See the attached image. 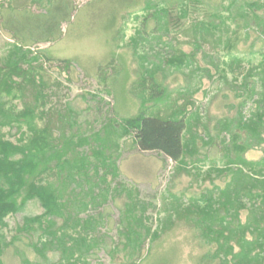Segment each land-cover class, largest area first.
I'll list each match as a JSON object with an SVG mask.
<instances>
[{"label":"trees","instance_id":"trees-1","mask_svg":"<svg viewBox=\"0 0 264 264\" xmlns=\"http://www.w3.org/2000/svg\"><path fill=\"white\" fill-rule=\"evenodd\" d=\"M36 1H46L49 6L43 16L8 21L13 43L0 66V264L4 250L11 244L4 233L8 227L6 218L18 210L19 204L31 200L39 203L42 213L25 217L16 233L37 234L36 241L29 246L42 262L34 264H89L88 258L105 242L101 232H97L102 219L81 213L95 204L103 206L108 192L87 195L88 199H79L77 204L72 201L76 185L79 188L83 178L89 179L85 174L87 166L94 168L96 176L98 167L88 160L87 154L82 156L78 152L87 138L73 143L72 135H66L72 121L58 113L55 107L47 106L52 89L44 79L43 63L51 59L30 51L27 48L29 39L22 35L25 30H40L42 33L36 40L41 43L55 41L54 31L66 22L70 7L65 4L63 8L65 1L62 0ZM235 4V0H229L222 16L219 9L213 10L201 0H177L170 7L166 0L145 4L144 23L152 17L156 20L150 34L169 33V26L180 29V25L190 21L185 34L190 38L187 45L193 50L185 54L178 49V53L162 61L168 66V73H179L187 78L189 87L185 91L192 95L198 91L203 75L211 78V72L207 68L200 69L195 60L196 51L206 45L211 50L219 48L224 57L229 58L228 62L224 58L223 68L215 65V73H220L224 83L237 85L233 86L234 93L240 101L237 119L233 120L235 130L231 122L224 121L223 131L228 139L219 142L223 166L211 167L218 177L226 176L228 180L189 204L175 203L168 216L171 224L165 222L153 230L142 222L137 204L134 201L127 204L119 220L120 243L114 248L120 244L123 250L131 249L129 256L140 257L143 243L158 240L170 230L175 219L184 221L198 233L196 236L202 247L213 248L211 258L215 264H264V157L249 160L244 156L247 151L264 144V0H245L233 14L231 9ZM201 10L205 15L200 19L194 17ZM40 16L43 20H37ZM249 19L260 29L262 46L241 57L236 47L241 41L240 30L249 25ZM229 20L236 22L231 30ZM143 32L146 33L145 28L138 29L127 45L134 58L139 45L136 37L146 39ZM149 66L138 63V79L132 83L129 94L139 100L141 108L136 115L122 119L120 129L124 135L133 134L137 150L159 152L175 163L184 164L185 153L196 151L189 150L195 139L187 142L185 137L186 133H191V123L185 114L176 117L175 111L164 118L145 112V105L161 99L166 92L163 80L157 77L159 69ZM226 68L234 75L231 80ZM199 120L197 115L195 122ZM4 128L6 134L2 132ZM110 128L116 131L114 126ZM204 128L209 135V130ZM96 136L100 139V133ZM92 154L100 165L106 166L107 156ZM112 164L114 162L110 165L115 169ZM76 170L81 171L80 174ZM112 175L115 177L116 173ZM98 181L106 183V178L99 177ZM88 191L93 192V187ZM49 254H57L58 259L51 260ZM22 264L30 263L22 259Z\"/></svg>","mask_w":264,"mask_h":264},{"label":"rangeland","instance_id":"rangeland-1","mask_svg":"<svg viewBox=\"0 0 264 264\" xmlns=\"http://www.w3.org/2000/svg\"><path fill=\"white\" fill-rule=\"evenodd\" d=\"M62 1H65L63 8L65 4L70 7V14L66 22L55 29V41L41 43L36 40L42 33L40 30H25L22 35L29 39L27 48L30 51L42 53L51 59L43 63L44 79L52 89L47 106L55 107L58 113L72 121V127H67L66 135H72L73 143L78 144L79 140L87 138L78 152L82 156L87 154L88 160L98 167L97 177L94 168L87 166L85 174L89 179L83 178L79 188L76 185L74 189L77 191L72 195V201L77 204L79 199H88L87 195L108 192L103 206L95 204L92 205L93 208L81 213L82 216L91 214L102 219V226L97 232H101L100 236L105 241L87 261L89 264H215L216 261L211 258L213 248L202 247L201 240L196 236L198 233L184 221L175 219L169 226L170 230L158 240L153 243L146 240L143 243L140 257L134 254L129 256L131 249L123 250L120 244L114 247L117 242L120 243V217L130 202L137 204L142 222L153 230L165 222L166 225L171 224L172 221L168 223V216L175 203L180 201L181 205L189 204L207 191L215 190L214 186L221 187L228 180L226 176L218 177L211 171V167L223 166L219 142L221 139H228L223 129L224 121L231 122L235 130L233 120L237 119L240 101L234 93L233 86L237 85L224 83L220 73H215V65L219 64L221 69L224 67V58L227 62L229 58L224 57L219 48L211 50L204 45L197 50L196 65L200 69L207 68L211 72V78L203 75L198 91L189 95L185 91L189 87L187 78L179 73H168V66L162 63L169 55L178 53V49L185 54L193 50L192 46L187 45L190 38L185 34L190 25L189 20L180 25V29L174 25L169 26V33L163 31L150 34L156 20L152 17L144 23L145 4H154L158 0ZM166 1L167 7H170L177 0ZM201 1L212 9H219L221 16L229 4V0ZM235 1L236 4L231 9L233 14L245 0ZM47 7L49 8L46 1L0 0V66L13 43L8 31V21L30 18L31 15L43 16ZM197 12L194 17L199 19L205 15L204 10ZM41 16L37 20H43ZM236 20L239 22V18ZM227 22L230 30L236 25L235 21ZM248 24L247 29L241 28V41L236 47V52L241 57L262 46L263 37L259 27L254 26L250 19ZM141 28L146 29V33L143 32L146 39L136 37L139 45L138 55L134 58L127 45ZM139 62L159 69L157 77L163 80L166 87L161 99L145 105V112L152 114L150 116L164 118L175 111L176 117L185 114L186 120L191 123V133H186L185 137L187 142L195 139L189 150L196 151L185 153L184 164L175 163L159 152L137 150L133 134L124 135L120 129L121 120L136 115L141 108L139 100L129 94L132 83L138 79ZM226 70L227 77L231 80L234 75L229 68ZM137 89L136 87V91ZM15 103L16 101L13 102ZM18 108L19 104L17 110ZM197 115L201 120L195 122ZM110 125L115 127V132L108 129ZM204 127L209 130V135ZM2 132L6 134V128ZM97 133H100V139L96 136ZM193 135L196 136L192 137ZM209 142L212 144L208 145ZM92 152L107 156L106 166L100 165ZM244 156L249 160L264 157V144L247 151ZM111 162H114L112 165L115 169H112ZM210 171L212 173H207ZM80 172L76 170V173ZM114 172L115 177L112 175ZM103 176L106 183L98 181ZM91 186L93 192L88 191ZM40 213L42 209L37 201H24L19 204L15 213L6 218L8 227L4 233L11 244L1 256L2 264H22V259L28 260L30 264L42 262L29 246L30 242L36 241L37 234L16 233L25 217ZM48 256L53 261L58 259L57 254Z\"/></svg>","mask_w":264,"mask_h":264}]
</instances>
